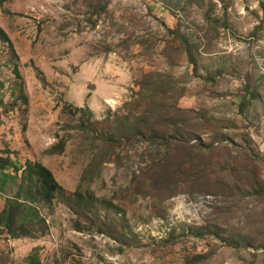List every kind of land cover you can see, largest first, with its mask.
<instances>
[{
	"label": "rangeland",
	"instance_id": "374dc122",
	"mask_svg": "<svg viewBox=\"0 0 264 264\" xmlns=\"http://www.w3.org/2000/svg\"><path fill=\"white\" fill-rule=\"evenodd\" d=\"M0 25V158L62 187L0 264H264V0H0Z\"/></svg>",
	"mask_w": 264,
	"mask_h": 264
},
{
	"label": "trees",
	"instance_id": "16d2710c",
	"mask_svg": "<svg viewBox=\"0 0 264 264\" xmlns=\"http://www.w3.org/2000/svg\"><path fill=\"white\" fill-rule=\"evenodd\" d=\"M0 38L4 43L13 46L8 33L1 25ZM11 165L10 159L0 158V192L6 191L9 182L20 180L15 195L7 202L6 209L0 212V226L10 232L12 239H17L23 235L16 227L18 214L27 210L28 219H38L35 203L51 205L62 187L52 170L41 161L28 160L22 168L15 166L13 171H7ZM76 195H80L79 191Z\"/></svg>",
	"mask_w": 264,
	"mask_h": 264
}]
</instances>
